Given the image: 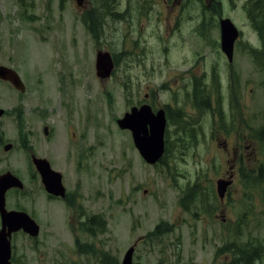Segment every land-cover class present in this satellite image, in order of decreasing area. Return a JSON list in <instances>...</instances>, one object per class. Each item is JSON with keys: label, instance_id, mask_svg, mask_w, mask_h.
Returning a JSON list of instances; mask_svg holds the SVG:
<instances>
[{"label": "rangeland", "instance_id": "obj_1", "mask_svg": "<svg viewBox=\"0 0 264 264\" xmlns=\"http://www.w3.org/2000/svg\"><path fill=\"white\" fill-rule=\"evenodd\" d=\"M149 1L159 5L150 8L144 21L137 13L126 14L123 20L107 17L105 37L99 43L83 23L74 0H0V64L20 71L26 84L21 93L0 82V106L11 111L10 118L1 119L0 131L3 142L15 145L8 152L0 147V174L11 171L24 184L23 189L7 191V208L27 212L40 226L37 236L23 229L12 232V258L19 264H121L137 241L133 264L191 260L212 264L217 248L227 240H246L249 234L264 238V215L260 221L237 224L247 194L233 200L235 208L222 212L221 221L204 214L203 204L191 219L180 210L179 202L189 184L199 182L211 188L225 169L232 170L229 167L235 161L227 160L238 159L231 137L223 131L215 133V127L236 135L246 167L258 168L264 161V147L251 138L247 127L249 122L252 132H257L264 125V71L243 48L248 42L262 47L243 8L244 0H210L205 17L201 16L203 3L196 0H181L175 6ZM214 2L241 32L232 62L220 49V14L210 9ZM118 4L116 0V9ZM166 5L172 6L169 12ZM115 8L107 10L116 13ZM134 47L136 53L123 54V49ZM97 48L119 54L109 78L97 75ZM192 74L208 84L214 74L211 82L216 78L221 93L210 86L215 114L222 112L226 123L220 115L210 117V110L193 107ZM140 101L154 109L165 105L174 114L180 111L186 121L183 126L167 124L164 162L146 161L131 130L118 125L117 120ZM20 110L24 112L21 120L16 118ZM31 152L48 159L62 173L70 199L77 195L75 207L86 219L104 218L105 230L96 228V235L76 232L77 212L47 198ZM238 169L242 170L241 164ZM237 181L234 188L241 190L240 175ZM240 196L234 194L237 199ZM161 221L175 224V230L161 239L139 241ZM75 236L94 244L95 251L81 252Z\"/></svg>", "mask_w": 264, "mask_h": 264}, {"label": "water", "instance_id": "obj_2", "mask_svg": "<svg viewBox=\"0 0 264 264\" xmlns=\"http://www.w3.org/2000/svg\"><path fill=\"white\" fill-rule=\"evenodd\" d=\"M82 2V0H78ZM221 26V46L228 56L233 60L235 43L240 36V30L234 21L229 17H222ZM115 68L114 57L111 52L101 50L97 53L96 71L102 78H109ZM0 78L11 81L14 86L23 91L24 82L20 73L11 67L0 64ZM4 110L0 109V115ZM121 129H129L132 132L135 146L143 158L154 164L159 162L165 153V132L168 124L166 111L162 108L154 112L152 106L144 104L141 107L133 106L122 118L117 120ZM48 133V127L44 128ZM12 144H7L5 150H10ZM33 163L41 174L42 182L47 191L56 196H64L66 189L63 184V175L60 171L52 168L48 159L33 155ZM233 182L231 177L228 181L219 179L217 181V191L221 199L226 195L228 186ZM22 180L11 171L0 174V215L2 228L0 229V264H13L11 261L12 232L23 229L32 236H37L40 226L25 211L9 210L7 208L6 193L11 188L22 189ZM135 242L125 253L121 264H133V254L136 249Z\"/></svg>", "mask_w": 264, "mask_h": 264}, {"label": "flooded vegetation", "instance_id": "obj_3", "mask_svg": "<svg viewBox=\"0 0 264 264\" xmlns=\"http://www.w3.org/2000/svg\"><path fill=\"white\" fill-rule=\"evenodd\" d=\"M163 1L165 3H167V2L168 3H172V5L175 6L176 4L180 3L181 0H161V3ZM74 2L76 4V6L78 7L79 11L82 13V21H83V23L85 24V26L87 27V29L89 30V32L92 34V36L94 37V39L96 41H98L99 43H102L103 42V39L101 37H103V35L105 34V26H107V19H106L107 17H113V18H118V19L121 18V20H123L124 19V15H126V14L133 15L134 13H137L138 16H139V19H142V21H144V19H146L147 16L149 15V13H150V8L152 6L153 7H157L159 5V2L158 1H153L156 4L155 5H150V1L149 0H142V1H136V2H133L132 0H119L118 9H116L115 8V6H116V0H95V3H94V0H82V2H78V0H74ZM196 2L198 4H201V5L203 3L201 16L203 17V15H204V17H205L206 16L204 14L205 13V9H208L207 7L210 6V4H211V3H209L210 0H205V1L204 0H196ZM251 2H252V0H244L243 8L244 9L245 8H250L251 7L250 6L251 5ZM214 3H212L210 9H211V11H213V14H215V13L220 14L219 21H221V18L223 17L222 16V10H220V8H219V6L217 4H216V7H217V10L218 11L214 10V6H213ZM108 7L113 9L112 12H114V8H115L116 13L109 12L107 10ZM161 7H162V5H161ZM164 8H165V11L166 12H169V9H171L172 6L166 5ZM246 13H247V11H246ZM105 20H106V23H105ZM159 20H160L161 23H163V19L162 18H160ZM210 22L212 24V21H210ZM204 23L205 22H203L202 24H200V28L201 29H202V26H204ZM125 28H127V25H126ZM202 35H204V32H202ZM240 36H241V32H240ZM137 44L140 45L139 40H138V43ZM245 44H246L245 47L247 49V52H250V49L248 47V44L250 46L252 44L250 42L245 43ZM220 49H221L222 54L225 56V58H227V60L229 62H232L233 60L230 61L229 58H228V56L226 55V53L222 49V46H221V36H220ZM101 50H103V49L97 48V53L99 51H101ZM123 52H125L123 54L136 53L137 50H136V47H134L133 50H130L129 48H127V49H123ZM234 52H235V49H234ZM112 53H113L112 55H113L114 61H115L114 54H116V53H114V52H112ZM233 59H234V56H233ZM6 66H8V65H6ZM8 67H11V66H8ZM11 68H13V67H11ZM192 75H193V78H194V83H193V91L191 93L192 95L189 97L190 98V102L192 103V105H193V107L195 109H197V110H199L201 112L210 110L209 116L210 117H214L213 114H215V108H214V101H213V98H212V95H211L210 86H212L213 88L216 87V89H218L219 88V83H217L216 78H214L213 79V82H211L212 81V77L214 76V74H212V77H211V80H210V83L209 84L207 83L206 79L205 80L203 78L197 79V78H200V77H197L196 74H192ZM196 80H200V82H199L200 86H198L197 89H196V82H197ZM232 80L234 81V79H232ZM237 80L238 79H236L235 81H237ZM0 82H2L3 84H5L6 86L14 87L16 90H18L21 93H23V92L26 91V84H25L24 80H23V82H24L25 89L23 91L17 89L11 81L4 80V79H1L0 78ZM148 88H149V91H150L151 89H150L149 86H148ZM195 90H198L199 93H197V91L195 92ZM219 93H220V88H219ZM150 94L151 93H148L147 95H150ZM147 95H146V97H147ZM220 95H221V93H220ZM0 99H2V98H0ZM197 99H199L200 101L202 99H208L209 100V105H207L206 108H202V105L199 104V103H197V101H196ZM140 103H141L140 105H135V106L141 107L144 104L151 105L148 102H143L142 103L140 101ZM162 108L166 111V115L171 112V110L169 109L170 107H166L165 105H163V107H160L158 109H154L152 107V109L154 110V112H157L159 109H162ZM0 109L4 110L2 112V114L0 115V121L3 118H10L11 111H8L6 108H4L2 106H0ZM219 115H220L221 122L222 123L223 122L226 123L225 120H224L225 117L222 115V112H219ZM219 115L218 114H215V116H218V118H219ZM23 116H24V112H22L20 110V111H18V114H17L16 118L19 119V120H21V119H23ZM215 129H216L215 133H218V132H222L223 131L222 134H224L226 136L229 135L231 137V141H232L233 146H234V148L232 150L233 153H236V152L239 151L238 159L236 157H233V158L227 160L228 162L235 161L231 165V167H229V168H232V170L231 171H228L227 169H225V171H223V173L219 176L220 177L219 179L226 178V177H230V176H232V178H233V182L228 186L227 191H226V195L224 196V198L221 199L219 197L218 191H217V182H215L213 184V186L210 188V191H211V193H212L213 196H217L218 197L219 202L214 201V200H206V201L209 202V205L206 207L205 206V201L204 200H201L200 201V204H203L202 207H200V210L204 214H208L209 217L211 219H213V220L221 221L220 216H221V213L222 212H226L227 209H233V208H235L232 202H233V200L236 199V197H234V194H238V192H239V190H236L234 188L235 185H238V181H239V178H238V181L236 183V179L240 175V169H238V167H239V164H241L242 166L245 165L246 159H245V156H244L243 152H241V149H240L241 148V143L239 144V141L237 140L236 135H233L230 131H228V130H226L224 128H217V127H215ZM48 133H49V128H48ZM48 133H45V134H48ZM215 133L213 135H215ZM24 143H25V141H24ZM7 144H12V147H11L10 150H12L15 147V145H14L13 142H9L7 140L3 142V134L0 131V147L3 146V151H6V152L10 151V150H8V151L5 150V147H6ZM223 144H224V149L227 150V148H228L227 143L225 142ZM33 155H36V154L34 152L33 153L31 152V157H33ZM36 156H38V155H36ZM38 157H42V156H38ZM43 158H45V157H43ZM258 161L260 162V158L258 159ZM45 188L46 187L44 186V189ZM44 191H45V193L47 195V198L49 200H55V201L62 202L64 204L68 205L69 208L74 209L77 212V215H78V217H77V215H75L74 218H73L74 226L76 227L75 230H76V232H78L79 230L85 232L83 230V228H85V224L84 223L86 222L87 219L82 215L81 211H79L75 207L77 205V199L75 201L76 203H75L74 206H69V203L72 202V196H71V199H70V194L68 192H66V194L64 196H56L54 194H51V193L47 192V189H45ZM210 204H213V206H210ZM180 208H181L180 210L182 212H184V213H187L188 216L191 219L193 218V215H192L193 212L198 209V208H196V209L195 208L185 209L184 207H180ZM178 215L179 216H177V218L180 219L181 213H179ZM196 215L198 216V213H196ZM227 220H228V218L227 217H224L222 223L223 224H226L227 223ZM83 225H84V227H83ZM145 239H147L146 238V235H144L143 237L139 238V241L141 242V241H143ZM75 241H76V244H77L78 241H79V243H82L80 241V239L78 237H76V236H75ZM137 244H138V241H137ZM12 255H13V250H12ZM11 261H12L13 264H19V263H17L18 262L17 260H14L12 258V256H11ZM192 262H193V264H204L203 261H195L194 260ZM212 264H220V263H219V261H214V262H212Z\"/></svg>", "mask_w": 264, "mask_h": 264}, {"label": "trees", "instance_id": "obj_4", "mask_svg": "<svg viewBox=\"0 0 264 264\" xmlns=\"http://www.w3.org/2000/svg\"><path fill=\"white\" fill-rule=\"evenodd\" d=\"M250 5V4H249ZM214 10H217L216 3L213 4ZM250 8H245L248 14L249 21L255 32L257 33L261 48L253 47L248 44L250 52L255 56L256 62L258 63L260 69L264 71V0H252ZM253 11V12H252ZM205 26V23H204ZM246 44L243 43V47ZM119 54H114L116 65L119 62ZM198 79V78H197ZM196 89L200 86V80H196ZM199 93L198 90L195 92ZM200 95V94H199ZM197 103L202 105V108H206L209 105L208 99H199L196 100ZM180 111L177 114L170 112L167 114L168 123H175L180 126L186 125L185 119L181 118L183 116L180 115ZM247 127L251 129V138H257L260 146L264 147V125L257 130V132H252L253 128L251 127V123H247ZM168 130V129H167ZM166 130V135H167ZM167 137L166 136V151L160 162H164L166 160V154L168 152L167 147ZM170 151V150H169ZM259 168V169H258ZM258 168H248L245 165L242 166V170H240V189L239 193H241L240 198H236V201L241 200L244 194H247L246 203L243 205V213L240 214V219L237 224L241 221L253 219L254 221H260L262 215H264V161L261 162L260 167ZM219 195V194H218ZM77 197V195H74ZM72 198V202L69 203V206H74L76 198ZM220 197V196H219ZM201 200H214L219 202L217 196H213L210 188L206 189L199 182L194 184H189L184 190L183 195L180 197L179 202L182 207L185 209L196 208L200 205ZM213 206V204H210ZM246 223V222H245ZM85 228L83 230L91 235H96V228L98 231H103L107 227V222L104 218L94 215L86 220ZM238 226V225H237ZM84 227V225H83ZM175 230V226L165 221H161L156 224V226L148 231L146 234V238L148 239H161L165 235L173 232ZM239 234L240 231L237 230ZM93 245V248L90 246ZM77 246L81 252H91L95 251V245L89 243H79L77 242ZM105 259V254L103 261ZM219 261L220 264H264V238L262 236L249 237L246 240H227L226 243L219 246L215 253V260ZM119 264V263H118ZM187 264H193L192 260Z\"/></svg>", "mask_w": 264, "mask_h": 264}, {"label": "bare ground", "instance_id": "obj_5", "mask_svg": "<svg viewBox=\"0 0 264 264\" xmlns=\"http://www.w3.org/2000/svg\"><path fill=\"white\" fill-rule=\"evenodd\" d=\"M165 154V153H164ZM164 156V155H163Z\"/></svg>", "mask_w": 264, "mask_h": 264}]
</instances>
